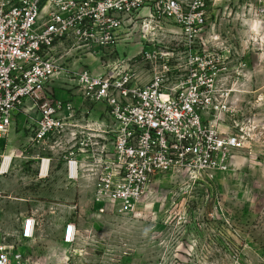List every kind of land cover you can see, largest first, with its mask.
I'll return each mask as SVG.
<instances>
[{
	"label": "built area",
	"instance_id": "built-area-1",
	"mask_svg": "<svg viewBox=\"0 0 264 264\" xmlns=\"http://www.w3.org/2000/svg\"><path fill=\"white\" fill-rule=\"evenodd\" d=\"M214 1L0 0V139L32 105L38 118L31 141L63 144L65 182H90L96 203L126 215L157 174L179 170L212 180L227 169L230 151L242 147L207 116L220 73L205 50ZM61 41L97 59V49L134 44L136 53L117 61L139 63L149 80L142 84L120 63L98 74L81 68L72 73L79 103L57 99L48 86L61 68L52 54ZM35 227L26 216L20 237L33 238ZM75 236L67 222L62 243ZM22 262L21 253L0 246V264Z\"/></svg>",
	"mask_w": 264,
	"mask_h": 264
},
{
	"label": "rangeland",
	"instance_id": "rangeland-1",
	"mask_svg": "<svg viewBox=\"0 0 264 264\" xmlns=\"http://www.w3.org/2000/svg\"><path fill=\"white\" fill-rule=\"evenodd\" d=\"M211 7L205 50L220 73L207 116L219 131L242 139L227 169L212 180L179 170L157 174L134 211L121 214L94 201L90 182H65L63 144H34L36 118L27 115L0 139V199L19 198L26 214L37 217L38 240L23 246L29 264H264V0H222ZM66 45L63 66L98 73L97 66L103 72L120 63L142 84L149 80L137 74L139 63L117 61L135 54L134 44L113 53L97 49V62L84 61V48ZM48 88L57 99L79 103L72 74L57 76ZM5 157L10 160L2 170ZM67 222L76 227L71 245L60 239Z\"/></svg>",
	"mask_w": 264,
	"mask_h": 264
},
{
	"label": "crops",
	"instance_id": "crops-1",
	"mask_svg": "<svg viewBox=\"0 0 264 264\" xmlns=\"http://www.w3.org/2000/svg\"><path fill=\"white\" fill-rule=\"evenodd\" d=\"M216 1H222V0H216ZM211 4H209L208 6V18H209L208 25L209 26L211 22V8H212ZM66 43L68 42L67 41L58 42L52 48V51H53L52 54L54 56V60L61 67L60 71L55 75L56 77L60 76L61 74L68 76L72 74L73 72L79 70V69L73 70L70 67H67L68 65L63 66L61 63V60L64 61L65 59L64 56L68 54V52H66L68 49V45H66ZM84 61L86 62L96 61L97 62L99 61V59H97L96 56L93 57V55L86 54V56H84ZM97 69L99 71L98 73L102 72L98 66H97ZM98 73H95V74H98ZM137 74H139V76H142V77H145V76L148 77L147 74L143 73V70L141 68ZM27 115L32 116V118L34 119L38 118L34 112V108L32 107V105L27 104L24 111L20 112L15 117L14 121L18 122L19 124L24 123V121L27 118ZM62 174L64 177V168H63ZM26 216H32L36 223L35 234H34V237L31 239H23L20 237L22 221ZM37 225H38L37 217L35 216V214L33 213L26 214L25 201L19 198L0 199V246H3L7 250H15L16 252L21 253L23 256L22 264H29L30 254L28 251L25 250V248H23V246L25 245L30 246V245L36 244L38 240V236L36 235ZM63 227H62V230H63ZM62 230H61V235H62ZM60 239H61V236H60Z\"/></svg>",
	"mask_w": 264,
	"mask_h": 264
},
{
	"label": "bare ground",
	"instance_id": "bare-ground-1",
	"mask_svg": "<svg viewBox=\"0 0 264 264\" xmlns=\"http://www.w3.org/2000/svg\"><path fill=\"white\" fill-rule=\"evenodd\" d=\"M9 160H10V157H5L2 170H5L7 168L8 164H9ZM44 162H43V169H44V166H46V164Z\"/></svg>",
	"mask_w": 264,
	"mask_h": 264
}]
</instances>
